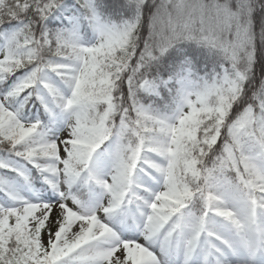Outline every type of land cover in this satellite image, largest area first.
Segmentation results:
<instances>
[{
	"label": "snow or ice",
	"instance_id": "1",
	"mask_svg": "<svg viewBox=\"0 0 264 264\" xmlns=\"http://www.w3.org/2000/svg\"><path fill=\"white\" fill-rule=\"evenodd\" d=\"M0 264H264V0H0Z\"/></svg>",
	"mask_w": 264,
	"mask_h": 264
}]
</instances>
